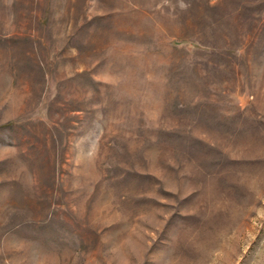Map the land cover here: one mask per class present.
I'll return each instance as SVG.
<instances>
[{"label":"rangeland","instance_id":"rangeland-1","mask_svg":"<svg viewBox=\"0 0 264 264\" xmlns=\"http://www.w3.org/2000/svg\"><path fill=\"white\" fill-rule=\"evenodd\" d=\"M0 264H264V0H0Z\"/></svg>","mask_w":264,"mask_h":264}]
</instances>
